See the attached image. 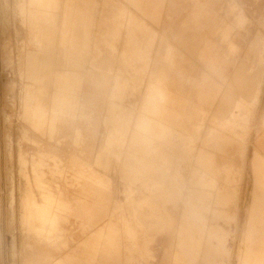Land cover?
I'll return each mask as SVG.
<instances>
[{"label":"rangeland","instance_id":"rangeland-1","mask_svg":"<svg viewBox=\"0 0 264 264\" xmlns=\"http://www.w3.org/2000/svg\"><path fill=\"white\" fill-rule=\"evenodd\" d=\"M59 1L0 0V264H39L38 259L45 255L58 261L69 255L79 256L92 232L84 231L68 217L70 208L60 197L56 199L55 193L62 192L68 202L66 197H73L82 187L104 189L116 204L114 220L124 219V229L115 235L121 248L111 254L119 259L116 264H172L173 255L182 246L179 228L187 225L179 223L182 215H200L204 206L194 202L203 192L170 190L169 179L180 176L187 188L196 179L199 183L210 181L205 174L195 172L193 157L206 137L221 133L229 140L235 136L225 153L218 155L221 163L233 164L235 172L228 182L225 173L221 175L219 185L228 194V203L211 205L224 215L213 220V214L208 213V225L226 235L229 256L223 262L239 264L251 219L259 216L253 212L256 191L252 158L254 135L257 140L264 139V0H164L158 22L146 18L130 0H117L129 8L117 15L114 30L116 47L111 62L117 69L98 72L102 81L111 77L117 90L123 92L112 96L111 101L132 109L105 113L95 171L75 157L80 156L84 145L79 130L74 142L57 140L68 119L76 118V110H67L71 102L62 92L78 89L80 74L63 76L60 88L58 78L65 72L55 79L53 107L59 97L65 113L54 120L44 104L45 93L53 89L54 58L47 42L51 43L52 12L58 10ZM133 13L149 28L141 29L139 20L132 21ZM68 25L69 16H65L59 61L66 65L69 59L65 45L71 38ZM183 37L192 40L188 50L180 45ZM42 47H48L47 57L52 62L36 78L27 67L36 64L42 68ZM210 52L216 60L214 71L206 55ZM82 53L70 61L79 68L84 63ZM88 63L92 67V60ZM194 78L205 84L204 95L191 93ZM170 87L179 94L174 106L175 112H180L175 113L176 119L172 117L178 124L164 128L157 136L149 121L138 120L168 114L161 102L167 100L162 93ZM199 89L195 86L197 92ZM181 96L191 102L180 103ZM209 103L212 112L201 111ZM189 104L198 105L196 111H191L194 106L187 109ZM221 105L228 110L221 111ZM215 107L218 110L213 111ZM125 119L136 125L130 126ZM135 132L144 136V142L134 140ZM240 132L246 136L243 156L238 152L241 140L236 135ZM146 137L157 145L156 150L145 142ZM68 149L75 156L61 158ZM139 150L154 157L152 162L155 160L158 170L151 162L148 167L139 162ZM56 215L59 229L54 222Z\"/></svg>","mask_w":264,"mask_h":264},{"label":"crops","instance_id":"crops-1","mask_svg":"<svg viewBox=\"0 0 264 264\" xmlns=\"http://www.w3.org/2000/svg\"><path fill=\"white\" fill-rule=\"evenodd\" d=\"M117 2L121 5L118 6ZM130 2L135 7L141 8L140 10L144 15H147L145 16L146 18L155 22H158L164 9V0H130ZM58 4V10L52 12L55 19L52 22L51 43L48 44L47 42V45L51 47V55L54 58V62H52L54 75L52 82L53 89L45 93L44 104L48 110H52V99L57 92L55 79L58 74L67 72L70 75H81H78V80L80 81V87L78 89L62 92L71 102L69 110H76V118L68 119L66 126L60 131V138L57 140L67 138L68 142H74L76 131L79 130L82 137L81 142L84 144L82 150L79 151L80 156H75L74 151L68 149L63 151L60 157L68 160L73 158L74 155L77 158L83 159L84 164H86L85 167L91 166L95 171L97 169L95 163L101 153L100 138L104 132L106 122L105 113L115 109H132L130 107L128 108L126 104L121 105L111 101L112 96L122 94L123 92L117 90L116 84L114 85L111 82V77L103 78L104 81H102V76L98 72L101 70L110 72L111 70L117 69L115 66L112 67L111 62L116 47L114 30L118 25L117 15L120 16V14L129 8L125 3L117 0H60ZM130 12H132L131 9ZM134 14L131 17L132 21L139 20L138 25L141 29L145 30L149 28L144 20L138 19ZM65 16H69L68 28L71 37L65 45L69 59L67 65L59 61L60 55H63L62 45L64 46V44L62 33L64 31ZM85 32L87 37H85ZM124 36L125 34L123 33L122 38ZM191 41L183 37L180 40V45L188 50ZM156 44L158 46V41ZM120 52H122V48H120ZM80 53H82L81 56L84 59L81 68L70 62L72 59L77 58ZM195 54L196 52L194 54L189 53L190 56ZM206 55L209 57V68L214 71L216 67L215 56L211 52ZM206 55H201V58L203 59ZM101 58H103V62ZM91 60L92 67L89 66V63L86 65V61L90 62ZM167 76L169 79L170 76ZM171 80L170 78V82ZM146 81H148L147 78ZM105 83L106 85H102ZM195 86L199 87L201 89L200 94L204 95L205 84L202 80H196L194 78L190 82L191 93H195V96H197L198 92L195 90ZM175 89L170 87V90L162 93L166 96L167 100L161 102V105L165 112L168 111V114L166 112L161 116L148 115L138 120V122L149 121L151 123L150 125L155 128L154 133L157 136L161 135L164 128H174L178 124L173 119L175 113L180 112L179 110L175 112L174 99H177L176 94H178ZM209 94H212L211 88ZM197 99L201 103L198 97ZM182 100L190 101L186 97L181 96L180 103ZM189 105L187 109L191 106L195 107L191 108V111H195L196 107H198V105ZM212 107L211 103L208 105L205 104L201 107V111L212 112ZM214 110L216 111L218 108L215 107ZM220 110H225L226 112L228 108L226 105H221ZM125 120L129 122L130 126L136 125L128 119ZM236 136L240 137L241 142L238 147V152L243 156L246 149L244 143L246 136L242 132L237 133ZM140 137L138 138L135 135L134 140L137 143L144 142L142 140L144 136L141 135ZM233 137L235 136H231V140H229V136L224 133L213 138L206 137L202 142L200 151L193 157L195 172L205 174L210 181L206 180L204 183L197 181L190 182V187L187 188L186 183L180 176L174 175V179L172 177L169 179L168 185L170 190H185L186 188L190 191L203 192V196L199 195L197 197V195L194 198V202L196 206H204L203 214L182 215L179 223L187 225L179 228L182 230L180 233L183 234L181 239L182 246L180 251L173 255L172 264H225L223 259L229 256V251L226 248V235L220 230L209 229L207 214L212 213L213 220H219L224 215L220 210H213L211 205L225 206L228 203V194L220 187L219 183L223 173L226 175L225 181H229L230 176L235 172L234 165L221 163L218 155L225 153V148L229 146V143L233 142ZM145 141L149 143L153 151L156 150L157 145L155 143L151 144L149 138L146 137ZM253 141L252 185L254 187L253 190L256 191L255 196L257 200L253 212L259 216L252 217L251 219L249 234L244 242L245 249L238 257L239 264H264V139L262 142L261 138L257 140V137L254 135ZM258 143L259 150L257 151ZM207 147L217 151V154L208 152L205 149ZM138 152L141 153L139 156L141 158H138L141 160L139 161L140 163L148 167L151 162L152 168L158 170L159 167L155 160L152 162V158L154 157H149L143 150H139ZM200 159L204 160V162L202 163ZM191 161L192 159L190 160V164ZM96 172L101 173L100 171ZM59 197L62 203L70 208L67 211L68 217L74 218L84 231H91L92 237L83 245L79 252L80 254H78L79 256L69 255L65 259L58 261L53 260L52 256L45 255L47 257L38 259L39 264H54L56 262H60L61 264H116V261L119 259L116 256H111V254L118 253L117 249L121 248L120 241L116 240L117 236L115 235L124 229V219L121 216L118 221L114 220L116 204L114 205L111 195L104 192V189L88 190L86 187H82L78 192L73 194V197H66L68 202L64 201L62 192L55 193V198L57 199ZM58 217L59 215H56L54 222L57 223V228L59 229ZM225 217L229 218L227 213H225ZM177 255H179V258L175 257Z\"/></svg>","mask_w":264,"mask_h":264},{"label":"bare ground","instance_id":"bare-ground-1","mask_svg":"<svg viewBox=\"0 0 264 264\" xmlns=\"http://www.w3.org/2000/svg\"><path fill=\"white\" fill-rule=\"evenodd\" d=\"M50 49V48H49ZM47 50H48V47H42V49H41V55H43V66H42V68H39V67H37L36 66V64H33V66H30V65H28V69H29V71H31V74L33 75V76H35L36 78L38 77H41L42 76V72H44V71H47V69H48V67L50 66V62H52V60L50 59V57L48 58L47 57ZM50 51H51V49H50ZM49 52V51H48ZM51 53V52H50ZM39 68V69H38ZM38 70H39V72H41V74L38 72ZM68 76L69 74L67 73V72H65L63 75H61L60 76V80H59V78H58V82H57V86H58V88H60V86H61V82L63 83V81L65 80H63L62 79V77L63 76ZM63 81H62V80ZM73 79H75L76 81H77V78H73ZM75 80H74V82H75ZM65 84V83H64ZM76 84H77V82H76ZM200 90V89H199ZM198 90V93L200 94V92L201 91H199ZM60 94V93H59ZM201 96V95H200ZM57 98V97H56ZM65 103V102H64ZM38 104V103H37ZM63 104V103H62ZM69 103H67V105H68ZM59 106H61V102L59 101V97H58V99H55V101H54V107H53V109L51 110V115H52V118L54 119V120H56L57 118H58V116L60 115V114H62V113H65V110H66V108H65V110L64 109H62V106H61V109H59ZM41 107V106H40ZM68 111H69V108L67 109ZM195 111H196V109H195ZM135 135H137L138 136V138L141 136V135H139L137 132H135ZM135 135L133 136L134 138H135ZM141 138V137H140ZM146 142V141H145ZM154 165V164H153ZM196 181H197V179H196ZM262 192H263V189H262ZM192 201V200H191ZM256 203H257V200H256ZM264 203V202H263ZM257 205V204H256ZM260 205H262V204H260ZM258 206V205H257ZM201 214H203V213H201ZM244 262H246V261H244Z\"/></svg>","mask_w":264,"mask_h":264}]
</instances>
